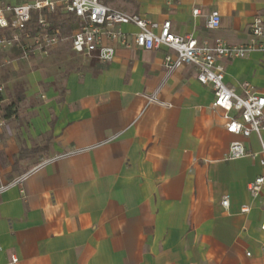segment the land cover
I'll return each mask as SVG.
<instances>
[{
	"label": "crops",
	"instance_id": "crops-1",
	"mask_svg": "<svg viewBox=\"0 0 264 264\" xmlns=\"http://www.w3.org/2000/svg\"><path fill=\"white\" fill-rule=\"evenodd\" d=\"M106 3L169 21L178 37L230 45L246 44L253 18L264 20V0ZM212 12L219 26L209 30ZM104 44L114 48L110 62L64 78L45 124L47 157L18 175L19 158L11 169L0 163V264L11 256L14 264H264V190L256 199L247 191L264 167L258 158L225 160L234 140L258 154L256 138L226 132L211 86L196 80L192 65L167 77L163 61L173 53L165 47ZM224 67L237 94L245 83L264 94V53Z\"/></svg>",
	"mask_w": 264,
	"mask_h": 264
},
{
	"label": "built area",
	"instance_id": "built-area-1",
	"mask_svg": "<svg viewBox=\"0 0 264 264\" xmlns=\"http://www.w3.org/2000/svg\"><path fill=\"white\" fill-rule=\"evenodd\" d=\"M54 12L66 14L77 21L69 41L72 50L79 55L94 56L102 63L110 62L114 48L104 44L110 41L144 51L165 47L173 53L164 57L163 67L167 77L184 64L192 65L196 70V80L201 85L211 86L213 106L223 112L226 132L245 139L254 136L258 142V154L238 140L230 142L225 160L258 158L260 166L264 167V94L247 83L242 85V94H237L224 83L225 61L243 59L252 51L264 53V20L261 17L253 18L246 44L230 45L219 38L198 41L192 36L178 37L171 32L169 21L159 24L139 14L113 8L106 0H20L17 3L7 2L3 9L0 8V49L18 45L23 54L27 53L22 39L30 34L32 13L38 15L39 28L31 37L32 47L43 50L55 46L61 40V33L59 29L49 30L47 22V16ZM197 14L198 10H193V15ZM123 26H131L136 32L125 33L121 30ZM218 26L219 15L212 12L206 19V28L214 30ZM149 101H156L155 96L150 97ZM5 188L0 187V192ZM263 190L264 174L247 185L252 199L258 198ZM221 205H228L227 196L222 199ZM241 211L246 212L248 208L243 207ZM260 229L264 232V223ZM261 253L264 254V246ZM16 262L17 259L11 256L10 264Z\"/></svg>",
	"mask_w": 264,
	"mask_h": 264
},
{
	"label": "rangeland",
	"instance_id": "rangeland-1",
	"mask_svg": "<svg viewBox=\"0 0 264 264\" xmlns=\"http://www.w3.org/2000/svg\"><path fill=\"white\" fill-rule=\"evenodd\" d=\"M19 1L0 0V8L7 2ZM52 14L64 22L59 29L61 40L55 46L36 50L29 34L22 39L26 54L18 45L0 49V163L11 169L14 160L19 158L14 175L28 171L47 157V151L42 149L49 144L45 124L54 116V104L60 99L64 78L71 72L94 71L89 67L94 56L79 55L71 48L69 38L77 21L60 12ZM6 107H10L9 111ZM24 145L37 147L39 151L24 154Z\"/></svg>",
	"mask_w": 264,
	"mask_h": 264
},
{
	"label": "trees",
	"instance_id": "trees-1",
	"mask_svg": "<svg viewBox=\"0 0 264 264\" xmlns=\"http://www.w3.org/2000/svg\"><path fill=\"white\" fill-rule=\"evenodd\" d=\"M58 15H53L50 14L47 16V22L49 25V30H55V29H60V26L64 24L62 20H60V17ZM71 19V17H69ZM37 20H38V15L36 13L31 14V19L29 21V29H30V35H34L36 32L39 31V28L37 27ZM90 64L92 65H97L98 61L93 57ZM2 98L0 97V101ZM10 107H6L5 110L9 111ZM6 117H8V114H6ZM38 148H33L30 150H25V153H37Z\"/></svg>",
	"mask_w": 264,
	"mask_h": 264
}]
</instances>
